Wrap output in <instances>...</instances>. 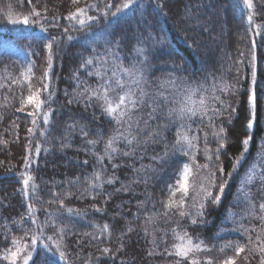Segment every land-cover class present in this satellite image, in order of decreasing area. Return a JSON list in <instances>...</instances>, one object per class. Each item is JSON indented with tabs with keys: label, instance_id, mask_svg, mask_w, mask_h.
I'll list each match as a JSON object with an SVG mask.
<instances>
[{
	"label": "trees",
	"instance_id": "16d2710c",
	"mask_svg": "<svg viewBox=\"0 0 264 264\" xmlns=\"http://www.w3.org/2000/svg\"><path fill=\"white\" fill-rule=\"evenodd\" d=\"M125 2L0 0V252L10 246L13 237L30 243L29 230L35 227L28 219L31 203L40 221L49 217L57 227L65 228L68 264H175L179 258L165 251H171L175 242L173 229L187 230L194 241H203L211 249L198 254L202 260L219 262L233 255L231 248L221 252V247L243 244L246 251L237 258V264H259L262 254L254 247L264 246V221L258 218L264 214L259 209L264 203V181L260 179L264 167L256 168L253 183L245 181L250 169L264 165V0H253L254 8L243 11L241 0H134L129 8L117 12ZM78 8L95 17L86 27L67 19ZM33 10L41 16H32ZM249 14L253 15L251 24ZM25 16L28 24L22 22ZM54 36L59 44L53 46L55 56L48 72L52 96L33 117L29 115L34 111L31 105L23 112L17 110L21 98L30 94L21 73L33 65L32 90L42 87L39 78L48 69L45 45ZM88 59L91 64L85 63ZM138 76L139 82L134 83ZM117 79L124 82L123 88L117 87ZM100 84L114 89L109 92L113 98L132 91L138 103L130 119L125 117L117 125L102 114L101 102L95 98L89 101L85 88L98 89ZM225 84L232 90L221 93L219 89ZM189 89H199L198 95L209 98L220 96L231 105L215 120L217 125H224L228 136L219 161L224 174L216 171V183L226 180V187L219 205L206 206V223L197 225L174 212L165 217L160 203L167 200V186L175 183L177 170L187 161L182 155H171L180 124H190L194 130L190 135L202 137L203 131H212L198 118L181 121L167 116ZM45 96L47 93L42 92L41 98ZM209 103L221 107L211 99ZM153 109L155 119L149 117ZM45 113L48 123L42 118ZM249 120L251 130L247 128ZM197 128L203 131L197 133ZM156 132L160 135H153ZM117 135L120 138L112 145L117 151L110 160L105 155L106 144ZM248 136L249 151L229 178L226 174L231 171L232 160L240 155L242 141ZM124 137L135 139L128 144ZM93 140L94 145L89 143ZM199 146L197 162L209 163V170L215 171V158L206 161L202 140ZM166 147L169 157H164ZM210 147H216L211 137ZM125 152L130 155H123ZM99 157H104L102 163ZM97 172L102 188L91 187L97 183ZM22 173L34 177L38 186L35 193L31 189L28 195L23 193L22 179L26 177ZM112 178L114 183L105 182ZM217 191L213 189V194ZM246 193H250L254 209ZM57 194L63 206L49 203ZM194 195L190 190L185 202L189 211ZM66 208L79 210L80 215H70ZM105 224L110 236L100 233ZM44 231L58 239L51 227ZM92 236L98 238L92 240ZM105 247L111 250L108 254L101 251Z\"/></svg>",
	"mask_w": 264,
	"mask_h": 264
},
{
	"label": "snow or ice",
	"instance_id": "6c2138e0",
	"mask_svg": "<svg viewBox=\"0 0 264 264\" xmlns=\"http://www.w3.org/2000/svg\"><path fill=\"white\" fill-rule=\"evenodd\" d=\"M73 4L79 3V0H72ZM31 3V0H29ZM134 3V0H127V2L123 3L122 5L118 6L116 11L120 12L123 9L129 8ZM96 5H91L90 7H95ZM105 7H110V5H105ZM241 8L243 10L253 9L254 4L253 0H241ZM34 17H40L41 12L33 10L31 13ZM107 15V13H105ZM53 19H55L53 17ZM67 19L69 21H75L76 24L80 25L81 27H86L90 24L95 17L87 16L85 9L78 8L75 12H72L68 15ZM249 23L251 24L253 21V15L249 14L247 16ZM24 24L29 23L28 16H25L22 21ZM37 22V21H33ZM16 23V21H13ZM42 31H47L46 28H43L41 25ZM65 32H68V29H64ZM69 40L72 39L71 36L68 37ZM255 41H253V44ZM59 40L57 37H51L50 41L45 45L48 49V56H47V64L48 69L45 71L44 76L40 77L42 87L36 88L32 90V76L34 73L32 71L33 65H29L26 69V72L21 73L24 77L25 81H28V88L30 94L25 98H21V107L17 109L18 111L23 112L25 110V106L31 105L33 106L34 111L30 112L29 115L33 117L36 116V113L51 99L52 93L48 90L49 89V82L51 77L48 75V72L52 68V61L55 56L54 52V45H58ZM86 64H91L92 60L88 59ZM125 73L131 75L128 69H123ZM31 73V75H29ZM142 76V74H141ZM141 76H138L134 83H138ZM110 83V82H109ZM117 87L123 88L124 82L122 80L117 79L115 81ZM170 83H175L174 81H170ZM252 84H256V73H252ZM215 88V86H214ZM114 89H110L106 87L105 84H100L98 89H91L85 88V91L89 92L88 99L91 101L95 98L97 101L101 102L100 107L102 110V114L109 117L112 121H115L117 125L121 124V122L125 119V117H130L131 110L136 108L138 101L134 98L132 91L129 89L124 91L123 94H117L115 98L109 95L110 91ZM221 93L230 92L232 90V86L225 84L220 89ZM199 89H189L186 90V94L183 97L181 102H178V106L176 108H170L168 110L167 116L171 119L175 116L176 119L181 121H192L195 118L199 119L200 123L206 122V127L211 129L212 131L209 133L208 131H203L200 128H197L195 132L199 133L203 131V136L201 137L198 134L190 135L193 133V129L191 128L190 124H180L177 130V139L175 143L171 146V155H182L187 157V161L182 163L176 173V181L173 184L167 186L166 194L167 200H162L160 203L164 208L163 215L165 217L169 216V213H175L179 215L181 219L187 218L191 225H197L199 223H206L204 219L205 209L208 204L212 205H219L221 198L223 196L226 183L225 182L217 184L216 183V171L224 174V167L220 161V155L227 147V131L223 124L217 125L215 120L223 115L222 109L231 108V105L226 103L224 100H221L220 96L213 95L210 98L205 97L203 94L198 95ZM46 92L47 96L43 99L41 98V93ZM143 95V92H142ZM167 99V98H165ZM209 99L218 103L221 107L217 108L213 104L209 103ZM72 101H69L71 103ZM142 102V101H141ZM251 103L253 107L255 106V92H252L251 95ZM156 109H153L152 113H149V117L155 119L154 113ZM234 111V109H233ZM44 123H48V114L45 113L42 117ZM254 119V113H253ZM32 123L36 124V119L32 120ZM228 123H231V119H229ZM131 126V125H130ZM69 127H74V125H70ZM166 127V126H165ZM253 127L252 120H249L247 124V128L251 130ZM30 133L33 132V129H28ZM86 135V133H85ZM153 135L159 136V132L154 133ZM210 137L211 140L215 142L216 147L213 149L210 147ZM120 138L119 135L112 136L109 138L105 148V155L108 158L112 159V153H115L117 149L113 148V143ZM127 140L128 144H132L135 137L132 139ZM203 142V155L208 162H212L215 158L217 162L215 164V171L209 170V163L199 164L196 160V155L201 152L200 149V142ZM251 140V136H248L242 141V151L240 155L233 158L231 163V171L226 174L227 177H231L233 172L237 170V167L241 164L242 160L245 159L246 153L249 151V143ZM90 144H95L96 141H89ZM36 154H39V149L35 150ZM29 155H32V150H29ZM123 155H130V153H123ZM170 153L169 150L165 149L164 157H169ZM164 157H161V162L165 163L166 160ZM104 157H99V161L102 163ZM153 159H157V157H153ZM85 163H87L85 161ZM30 166V165H26ZM114 167H118V165H114ZM257 167H264V165H255L252 169L249 170L248 177L245 181L246 184H251L254 182V179L257 175L256 168ZM22 177H26L22 179L23 184V193L28 195L29 189L35 193L36 188L38 187L34 182V177L27 173H22ZM101 179L100 173H95V180L97 183L91 185L92 188H102L103 183L99 182ZM261 181H264V173L260 174ZM106 183L112 184L115 182V178L108 179L105 181ZM213 189H218L216 194H213ZM193 191L195 195L192 197L193 203L191 205L192 210L189 211L186 208L185 202L188 198L189 192ZM66 195H71L70 193ZM246 197H249V204L254 209L256 205L252 204L250 199V193H246ZM38 198V197H37ZM56 202L63 206V199L59 198V194H57L56 199L54 201H49V203ZM28 219L30 220L31 224L34 225V229H30L32 231V235L30 237V243L22 242V239H17L15 237L12 238L10 241V246L6 247L3 252H0V264H57V261H62L64 264H68V256L65 249L67 248V244L64 242V237L66 235V230L64 227H57L56 221L49 219L46 217L44 221H40L39 218L36 216V210L33 209L32 204H28ZM259 209L262 213H264V203L259 204ZM100 211V209H96ZM66 212L70 215H80V211L73 209V208H66ZM51 214H49L50 216ZM261 221H264V214L258 217ZM151 221V217L148 218ZM24 217L21 218L20 223L23 224ZM51 227L53 231L58 236V239H54L53 236L45 235V229ZM131 231V229H129ZM246 232L248 230H245ZM261 231H264V225H262ZM101 235L103 233H108L110 236L109 226L107 224L103 225L100 228ZM27 235V232L25 233ZM91 235V234H85ZM92 240H96L97 236H92ZM7 239V237H6ZM173 239L174 243L172 244V250H165L167 255L178 257L175 261V264H182V262H187V264H237V258L240 257L241 253L246 251V246L243 244H228L224 245L220 248L221 252H224L225 248H231L233 250V255L227 256L225 259L214 262L212 258H205L201 259L198 255L199 253L205 251H211L203 241L200 240H193L192 236L187 232V230H183L177 232L173 229ZM257 240H260V235H257ZM51 243H48V242ZM247 241L249 244L252 243L251 235L247 236ZM39 242V244H38ZM261 244L264 245V241H261ZM254 250H257L260 254V262L259 264H264V246L258 247ZM102 253L108 254L111 250L107 247L103 248ZM150 255L152 253H149ZM243 260L247 262L248 257L244 256Z\"/></svg>",
	"mask_w": 264,
	"mask_h": 264
}]
</instances>
